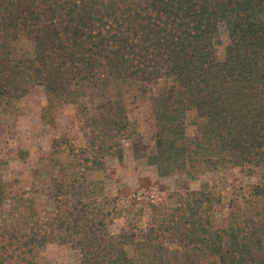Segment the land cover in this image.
Returning a JSON list of instances; mask_svg holds the SVG:
<instances>
[{
    "label": "trees",
    "instance_id": "1",
    "mask_svg": "<svg viewBox=\"0 0 264 264\" xmlns=\"http://www.w3.org/2000/svg\"><path fill=\"white\" fill-rule=\"evenodd\" d=\"M20 30L34 42L35 55L14 62L6 40ZM222 32L228 41L219 59L214 46ZM0 36V116L3 100L19 90L23 68L50 106L56 97L76 105L87 89L100 86L145 92L168 80L172 86L159 96L157 151L147 157L160 175L187 170L188 163L198 166L188 170L192 175L264 168V0H0ZM111 105L108 113L127 133L123 107ZM190 111L205 122L187 139L183 117ZM249 193L243 211L229 212L233 223L226 228L210 226L206 192L189 190L192 199L168 210L157 225L142 227L131 218L118 234L105 220L90 219L81 198L61 204L53 195L58 218L51 226L60 235L76 233L70 242L82 254L79 264H201L203 258L208 264H264V174ZM3 197L0 188V210ZM113 202L106 199L115 211ZM0 220V264H39L37 251L52 235L24 233L19 223L8 228L6 218ZM162 232L178 250L161 243ZM190 246L196 261L181 262L179 249Z\"/></svg>",
    "mask_w": 264,
    "mask_h": 264
},
{
    "label": "rangeland",
    "instance_id": "2",
    "mask_svg": "<svg viewBox=\"0 0 264 264\" xmlns=\"http://www.w3.org/2000/svg\"><path fill=\"white\" fill-rule=\"evenodd\" d=\"M227 41L224 32L215 41L219 59ZM3 42L0 36V45ZM6 42L14 62L33 59L35 44L24 30ZM20 71L23 81L17 92L3 100L0 116V188L4 190L0 219L6 218L8 228L19 223L24 233L52 235L37 251L39 264H79L82 259L70 242L76 233L65 236L53 231L51 224L58 218L53 195L60 196L57 201L61 204L81 198L90 219L105 220L108 230L118 234L131 218L139 219L142 227L157 225L168 210L183 208L192 199L188 190L204 191L210 226L226 228L233 223L229 212L247 207L250 188L262 182L264 168L253 173L248 168H209L192 175L188 170L196 171L198 166L188 163L187 170L159 174L147 157L157 151V109L163 105L159 96L172 86L168 80L158 81L145 92L126 84L100 86L87 89L76 105L56 97L50 106L43 87L32 84L31 72L26 68ZM115 102H120L127 117V133L122 125H116L113 112L108 113ZM183 121L187 139L194 138L198 126L205 122L193 111L186 112ZM119 149L122 159L118 158ZM106 199L114 201L111 207L115 211L106 205ZM35 217L40 227L36 231L31 229ZM161 234L163 245L178 250L175 239ZM194 253L190 246L179 249L177 257L185 263L196 261ZM210 261L203 258L201 264Z\"/></svg>",
    "mask_w": 264,
    "mask_h": 264
}]
</instances>
